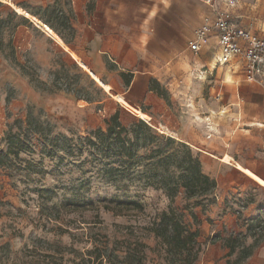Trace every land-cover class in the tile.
<instances>
[{"label":"rangeland","instance_id":"rangeland-1","mask_svg":"<svg viewBox=\"0 0 264 264\" xmlns=\"http://www.w3.org/2000/svg\"><path fill=\"white\" fill-rule=\"evenodd\" d=\"M20 5L29 6L25 0H0V148L6 149L5 132L15 118L30 115L36 128L26 137L23 124L21 136L32 145L0 164V246L6 243L0 251V264L41 263L46 253L62 255L63 261L71 262L76 256L68 248L90 249L99 237L109 242L138 239L146 245L142 264H168L164 246L148 227L162 212L173 211L187 221L191 208L207 202L204 195L186 197L177 179L180 151L188 150L199 161L210 157L203 152L205 143L202 145L199 138L198 122L205 119V104L200 107L199 99L191 104L197 121L193 133L198 137L196 142H185L179 135L161 129L140 108L127 104L131 102L113 92L51 27ZM23 24L34 31L35 42L18 47L17 43L27 38ZM260 28L253 32L263 36ZM44 35L55 43L44 41ZM241 68L235 60L221 66L220 76L227 89L219 102L227 100L226 94L233 95L230 102L239 103V116L243 118ZM209 86L203 85L204 95ZM206 101L208 115L214 117L210 109L216 99L208 94ZM201 111L203 114H199ZM115 112L127 141L137 131L147 135L145 145L132 157L105 156L88 146L53 155L41 152L44 136L64 134L75 145L90 131L105 130V119ZM227 115L231 116V110L220 108L218 116ZM138 120L149 128L139 126ZM11 130L17 128L12 126ZM216 130L214 125L203 130L208 143L221 140ZM219 156L215 160L235 179V188L247 186L249 192L256 189L264 193L263 187L232 164L225 166ZM240 193L233 192L231 198L237 200ZM35 238L56 247L39 246L31 251Z\"/></svg>","mask_w":264,"mask_h":264},{"label":"crops","instance_id":"crops-1","mask_svg":"<svg viewBox=\"0 0 264 264\" xmlns=\"http://www.w3.org/2000/svg\"><path fill=\"white\" fill-rule=\"evenodd\" d=\"M25 1L29 6L21 7L51 27L113 92L125 96L131 102L127 104L140 108L161 129L185 142H196L197 121L191 104L197 99L200 107L205 104V119L198 122L199 138L205 143L203 152L210 157H201L200 163L216 185L205 195V204L190 209L186 221L199 232L200 251L193 264H264V236L251 233L264 218V193L249 192L247 186L235 188V179L215 160L222 155L225 166L232 164L264 188V88L242 77L246 82L240 86L243 118L239 103L230 102L233 95L226 94L227 100L219 102L227 88L220 76L223 65L216 64V38L202 43L198 52L188 48L194 30L203 22L206 6L200 0ZM238 13L242 25L252 32L262 27L264 37V0H244ZM21 28L27 38L17 46L35 42L34 31L26 24ZM47 39L44 35L43 40ZM204 84H210L205 95ZM208 94L216 99L211 118ZM236 97L240 99L238 90ZM220 108H229L231 116H218ZM211 125L220 132L221 140L208 143L203 130ZM238 190L239 198L232 199L231 194ZM242 246L247 248L244 256Z\"/></svg>","mask_w":264,"mask_h":264},{"label":"trees","instance_id":"trees-1","mask_svg":"<svg viewBox=\"0 0 264 264\" xmlns=\"http://www.w3.org/2000/svg\"><path fill=\"white\" fill-rule=\"evenodd\" d=\"M75 96L76 93H75ZM144 121V117L140 115ZM138 120L139 126L149 128L143 121ZM30 115L24 119L15 118L9 129L5 132V140L7 142L6 149L0 148V164L9 160L11 154H16L19 150H27L32 144L26 138L21 136L22 129L25 125L24 133L26 137L30 132L34 131L36 125ZM107 125L105 130L100 128L90 131L88 135L78 139V143L72 145L71 138L64 134H56L44 136L40 142V150L47 155H53L56 151L70 152L74 147L83 148L84 146L93 147L94 150L100 151L105 156L110 155H126L132 157L135 151L145 145L147 135L135 132V136L128 141L122 136L124 127L115 112L110 117L105 119ZM15 126L17 131L12 132L11 128ZM178 165L181 167V172L177 176L180 186L183 189L186 197L195 195H207L215 187L216 182L213 178L205 174L200 165L198 158L183 149L180 151ZM193 222H196V217L191 213ZM148 230L152 232L155 238L164 246L167 255L168 264H193L200 251V246L197 244L198 229L193 228L191 224L184 221L180 216L173 211L162 212L152 223ZM35 248L39 246L45 249L56 247L53 243L41 238L34 239ZM3 243L0 246V251L4 247ZM146 245L138 239L130 240H102L100 237L93 240L92 248L84 251H77L71 248L69 250L75 253L76 258L63 261V256H54V254L46 253L41 260V263L34 264H142L144 258L143 248ZM61 247V246H60ZM241 255L247 253V248L242 246ZM62 249H67L62 246ZM45 257V258H44Z\"/></svg>","mask_w":264,"mask_h":264},{"label":"built area","instance_id":"built-area-1","mask_svg":"<svg viewBox=\"0 0 264 264\" xmlns=\"http://www.w3.org/2000/svg\"><path fill=\"white\" fill-rule=\"evenodd\" d=\"M243 0H200L207 12L194 30L188 48L198 52L202 43L216 38L219 53L216 64L241 63L243 79L264 88V37L241 24L238 8ZM254 236H264V218L251 228Z\"/></svg>","mask_w":264,"mask_h":264},{"label":"snow or ice","instance_id":"snow-or-ice-1","mask_svg":"<svg viewBox=\"0 0 264 264\" xmlns=\"http://www.w3.org/2000/svg\"><path fill=\"white\" fill-rule=\"evenodd\" d=\"M262 182H264V181H262Z\"/></svg>","mask_w":264,"mask_h":264}]
</instances>
